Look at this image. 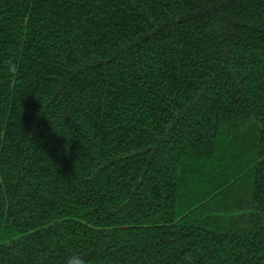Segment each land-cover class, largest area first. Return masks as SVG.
Returning <instances> with one entry per match:
<instances>
[{
    "label": "trees",
    "instance_id": "obj_1",
    "mask_svg": "<svg viewBox=\"0 0 264 264\" xmlns=\"http://www.w3.org/2000/svg\"><path fill=\"white\" fill-rule=\"evenodd\" d=\"M264 264V0H0V264Z\"/></svg>",
    "mask_w": 264,
    "mask_h": 264
},
{
    "label": "clouds",
    "instance_id": "obj_2",
    "mask_svg": "<svg viewBox=\"0 0 264 264\" xmlns=\"http://www.w3.org/2000/svg\"><path fill=\"white\" fill-rule=\"evenodd\" d=\"M66 264H87V261L79 254H73V256L66 261Z\"/></svg>",
    "mask_w": 264,
    "mask_h": 264
}]
</instances>
